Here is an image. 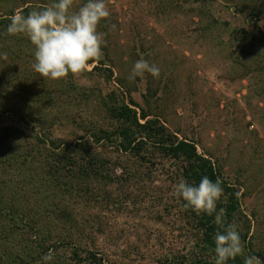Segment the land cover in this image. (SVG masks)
<instances>
[{"label":"rangeland","instance_id":"rangeland-1","mask_svg":"<svg viewBox=\"0 0 264 264\" xmlns=\"http://www.w3.org/2000/svg\"><path fill=\"white\" fill-rule=\"evenodd\" d=\"M106 2L102 57L59 80L36 73L32 43L0 24V264L49 253L48 264H85L76 254L90 252L110 264H214L174 193L185 164L151 144L144 160L119 150L125 125L111 110L122 104L215 163L239 191L245 255L264 264V0ZM51 3L0 0V21ZM141 58L159 77L130 78Z\"/></svg>","mask_w":264,"mask_h":264},{"label":"clouds","instance_id":"clouds-1","mask_svg":"<svg viewBox=\"0 0 264 264\" xmlns=\"http://www.w3.org/2000/svg\"><path fill=\"white\" fill-rule=\"evenodd\" d=\"M111 16L106 0H85L78 10L73 9V0H52L46 7L33 9L27 15L14 14L10 17L7 34L23 35L35 48L34 71L42 78L63 79L69 74L78 76L90 69V62L103 55V34L98 31L102 21ZM145 73L159 77L160 69L141 58L133 66L131 79ZM174 193L197 214L214 217L220 229L213 237L214 264H229L237 257H243L244 264H262L255 255H245L239 227L227 223L225 209L218 203L224 195L219 181L207 176L198 184L179 180ZM53 259L49 253L42 257L43 264Z\"/></svg>","mask_w":264,"mask_h":264},{"label":"trees","instance_id":"trees-1","mask_svg":"<svg viewBox=\"0 0 264 264\" xmlns=\"http://www.w3.org/2000/svg\"><path fill=\"white\" fill-rule=\"evenodd\" d=\"M30 9L25 8L21 14H28ZM10 23L8 21H0L2 23ZM114 118L122 122L125 127L117 132L120 138L119 150L124 153H131L139 156L142 160L146 159L144 150L145 145L151 144L161 150L162 154L172 159L181 160L184 164V179L189 183L198 184L200 180L207 176L211 180L219 181L224 189V200L218 205L219 208L225 209V218L227 223H235L236 215L240 210V195L239 191L230 183L221 178L220 170L216 167L215 163L208 157L198 152L197 146L194 142L187 139H180L178 136L168 131L165 125L160 120L149 118V114L143 110L139 116L137 112L127 104L120 105L119 108L111 110ZM23 121V119H21ZM143 120L144 122H142ZM86 161V165L94 166L95 156L90 155ZM182 206L190 211L198 219V224L203 230L206 242L209 244V249L214 250L213 237L220 229L214 223V217H209L202 214H197L190 208L184 206V201L181 199ZM3 209V206L1 207ZM248 231L245 232L243 239H247ZM252 245V242H248ZM78 260L85 264H110L105 262L104 258L98 257L96 253L90 252L85 258L79 259V254H76ZM229 264H244L241 257L230 261Z\"/></svg>","mask_w":264,"mask_h":264}]
</instances>
